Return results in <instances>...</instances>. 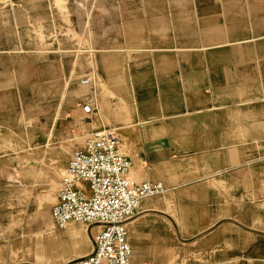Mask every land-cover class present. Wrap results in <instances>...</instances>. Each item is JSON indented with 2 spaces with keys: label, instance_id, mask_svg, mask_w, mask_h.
Masks as SVG:
<instances>
[{
  "label": "crops",
  "instance_id": "0c3cea01",
  "mask_svg": "<svg viewBox=\"0 0 264 264\" xmlns=\"http://www.w3.org/2000/svg\"><path fill=\"white\" fill-rule=\"evenodd\" d=\"M108 129L166 189L124 222L135 264H264V0H0V264L92 252L51 208Z\"/></svg>",
  "mask_w": 264,
  "mask_h": 264
},
{
  "label": "built area",
  "instance_id": "2783aa9c",
  "mask_svg": "<svg viewBox=\"0 0 264 264\" xmlns=\"http://www.w3.org/2000/svg\"><path fill=\"white\" fill-rule=\"evenodd\" d=\"M90 109L82 106L84 113ZM130 169L112 129L88 134L73 150L51 208L52 221L57 228L72 222L101 225L92 252L73 264H135L124 222L136 214L143 199L166 189L159 183L133 181ZM80 183L87 184L88 193L76 188Z\"/></svg>",
  "mask_w": 264,
  "mask_h": 264
}]
</instances>
